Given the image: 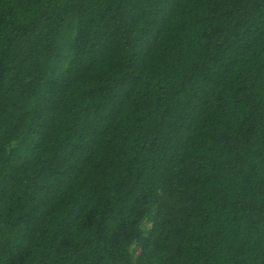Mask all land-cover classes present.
Listing matches in <instances>:
<instances>
[{"label":"trees","instance_id":"1","mask_svg":"<svg viewBox=\"0 0 264 264\" xmlns=\"http://www.w3.org/2000/svg\"><path fill=\"white\" fill-rule=\"evenodd\" d=\"M0 264H264V0H0Z\"/></svg>","mask_w":264,"mask_h":264},{"label":"rangeland","instance_id":"2","mask_svg":"<svg viewBox=\"0 0 264 264\" xmlns=\"http://www.w3.org/2000/svg\"><path fill=\"white\" fill-rule=\"evenodd\" d=\"M144 225H150V223L146 221ZM133 248H135V246H134ZM135 251H136V253H137V252L139 251V249L136 248Z\"/></svg>","mask_w":264,"mask_h":264}]
</instances>
